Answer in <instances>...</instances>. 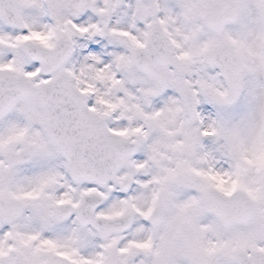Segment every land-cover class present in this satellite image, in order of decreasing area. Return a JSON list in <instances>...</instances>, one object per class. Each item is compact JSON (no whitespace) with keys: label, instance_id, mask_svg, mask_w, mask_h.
<instances>
[{"label":"snow or ice","instance_id":"obj_1","mask_svg":"<svg viewBox=\"0 0 264 264\" xmlns=\"http://www.w3.org/2000/svg\"><path fill=\"white\" fill-rule=\"evenodd\" d=\"M0 264H264V0H0Z\"/></svg>","mask_w":264,"mask_h":264}]
</instances>
